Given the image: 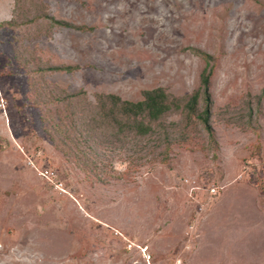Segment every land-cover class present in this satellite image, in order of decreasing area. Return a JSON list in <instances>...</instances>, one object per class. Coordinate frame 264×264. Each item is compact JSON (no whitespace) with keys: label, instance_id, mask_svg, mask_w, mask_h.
<instances>
[{"label":"rangeland","instance_id":"1","mask_svg":"<svg viewBox=\"0 0 264 264\" xmlns=\"http://www.w3.org/2000/svg\"><path fill=\"white\" fill-rule=\"evenodd\" d=\"M190 1L0 0V264L264 263V0Z\"/></svg>","mask_w":264,"mask_h":264},{"label":"trees","instance_id":"2","mask_svg":"<svg viewBox=\"0 0 264 264\" xmlns=\"http://www.w3.org/2000/svg\"><path fill=\"white\" fill-rule=\"evenodd\" d=\"M212 72L210 71L206 77L203 79V84L206 89V100H207V108L205 110L204 123L208 130H211V126L209 124L210 118V106H211V97L209 95L208 89L210 84V79L212 76ZM114 99V104L121 109L122 114L134 116L139 118L144 115H148L150 119L157 120L161 114L168 110L169 105L164 103L167 99V94L162 89H157L154 91H147L144 93V100L138 103L123 101L118 97H111ZM137 130L142 134L146 133V127L143 123H139ZM213 133V132H212Z\"/></svg>","mask_w":264,"mask_h":264},{"label":"crops","instance_id":"3","mask_svg":"<svg viewBox=\"0 0 264 264\" xmlns=\"http://www.w3.org/2000/svg\"><path fill=\"white\" fill-rule=\"evenodd\" d=\"M54 190H58V189H54ZM59 191V190H58ZM67 192V191H66ZM74 200H76L75 198L74 199H71L68 203H70L69 204V206H70V208H72L73 207V205L72 204H74L75 206H76V202L74 201ZM263 200H264V193H263ZM58 201V200H57ZM59 202V201H58ZM72 202V203H71ZM61 204H59V206H60ZM60 211H64L62 208H61V210ZM117 234V236H120V233H116ZM25 238V237H24ZM30 238V237H29ZM71 239V241H72V243H74L73 242V240H72V238H70ZM22 244H24V246L25 247H30V246H33L34 244H33V242L32 241H30V242H28V241H22L21 242ZM130 243L133 245L131 248H128L127 247V245H126V248H127V250H129V251H131L132 252V250H133V248H135L137 245H135V243L134 242H132V241H130ZM134 245H135V247H134ZM35 246H37V245H35ZM72 246H73V244H72ZM38 247V246H37ZM137 247H139V246H137ZM140 247H144V246H140ZM39 248V247H38ZM73 249V248H72ZM138 250H140L139 248H137ZM141 251V250H140ZM148 252H149V247H148ZM150 253V252H149ZM151 254V253H150ZM52 258V257H51ZM50 258V259H51ZM151 258H152V256H151ZM58 259H61V258H58ZM150 264H151V260H150ZM177 264H180V262H178ZM264 264V263H263Z\"/></svg>","mask_w":264,"mask_h":264},{"label":"bare ground","instance_id":"4","mask_svg":"<svg viewBox=\"0 0 264 264\" xmlns=\"http://www.w3.org/2000/svg\"><path fill=\"white\" fill-rule=\"evenodd\" d=\"M165 2V1H164ZM191 2V1H190ZM168 3V2H167ZM193 5H195V7L197 8V11H199L198 9H200V8H202V7H204L205 6V4H204V0H193V2H191ZM168 6V5H167ZM192 9V8H191ZM202 9H204V8H202ZM193 11V10H192ZM144 12V11H143ZM147 12V11H146ZM194 12H195V9H194ZM189 15V14H188ZM198 17H202V18H204V15H202V11H201V14L199 13H197L196 14ZM195 15V16H196ZM191 16V15H190ZM192 16H194V14L192 15ZM264 18H260V19H257V20H263ZM178 27H179V25H178ZM180 29H177V31H175L173 34H170V37L169 38H173V36L175 37V33L176 34H179L180 35V33L182 32L181 31V28L182 27H179ZM183 29V28H182ZM176 30V29H175ZM184 30V29H183ZM174 31V30H173ZM185 31V30H184ZM170 33V32H169ZM178 35V36H179ZM169 36V35H168ZM168 38V39H169ZM172 41H175L174 39L172 40ZM244 42H245V40H244ZM166 47V46H165ZM167 49V48H166ZM170 49V48H169ZM255 49V48H254ZM168 50V49H167ZM140 53V52H139ZM145 54V53H144ZM148 56V55H147ZM150 56V55H149ZM152 60V59H151ZM154 63V62H153ZM150 67H151V64H150Z\"/></svg>","mask_w":264,"mask_h":264},{"label":"built area","instance_id":"5","mask_svg":"<svg viewBox=\"0 0 264 264\" xmlns=\"http://www.w3.org/2000/svg\"><path fill=\"white\" fill-rule=\"evenodd\" d=\"M2 107H4V105L2 104L1 105ZM43 174V173H42ZM45 176V175H44ZM51 183L53 185H55V189H59L61 191H65L63 190V184H58V183H55L54 181H51ZM133 245L130 243L128 245V248H131ZM139 249L141 250V253L143 254V257L145 260H147V263L150 264V260H151V254L148 252V247H139Z\"/></svg>","mask_w":264,"mask_h":264}]
</instances>
